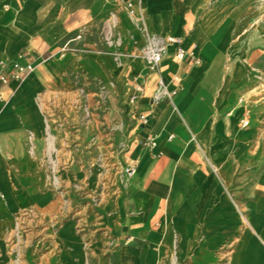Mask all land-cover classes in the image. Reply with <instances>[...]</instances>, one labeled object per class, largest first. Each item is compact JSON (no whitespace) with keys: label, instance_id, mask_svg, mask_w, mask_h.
<instances>
[{"label":"crops","instance_id":"obj_1","mask_svg":"<svg viewBox=\"0 0 264 264\" xmlns=\"http://www.w3.org/2000/svg\"><path fill=\"white\" fill-rule=\"evenodd\" d=\"M243 5L0 0V74L23 52L36 64L21 84L0 81V235L55 199L41 152L48 111L97 81L134 103L137 166L111 223L91 228L93 249L116 264H264V98L240 127L237 93L247 80L233 72L234 55L249 47ZM153 41L166 48L159 72L140 56ZM161 77L177 91L173 102L155 99ZM62 236L65 264H81V239L71 227Z\"/></svg>","mask_w":264,"mask_h":264},{"label":"rangeland","instance_id":"obj_2","mask_svg":"<svg viewBox=\"0 0 264 264\" xmlns=\"http://www.w3.org/2000/svg\"><path fill=\"white\" fill-rule=\"evenodd\" d=\"M235 2L244 4L242 13L250 30L249 47L234 55L233 71L239 80H247L237 93V105L245 109L239 125L247 128L241 120L251 122L254 106L264 98V0ZM111 85L95 81L56 99L50 107L41 152L50 177L48 191L55 199L36 213L21 215L17 228L1 233L3 248L11 257L8 264H65V227H71L85 245L81 264H116L90 244L98 233L91 228L101 226V233L111 223L115 201L130 181L125 169L136 162L134 103Z\"/></svg>","mask_w":264,"mask_h":264},{"label":"built area","instance_id":"obj_3","mask_svg":"<svg viewBox=\"0 0 264 264\" xmlns=\"http://www.w3.org/2000/svg\"><path fill=\"white\" fill-rule=\"evenodd\" d=\"M175 42L174 39H171ZM166 54V48L162 43L158 41L150 42L148 45L144 46L140 51V56L144 59L146 66L149 68L150 71H160L161 65L164 61ZM175 55L177 58L182 59L186 55V51L177 48L175 51ZM27 58V59H26ZM3 67L9 68L8 72H3L0 74V81L3 84H8L12 81L21 84L36 68V64L34 60L29 59L27 53H21L19 58L12 61L10 65L3 63ZM177 79V77L175 78ZM160 93L155 97L156 100L161 99L162 97H168L172 102L175 94L177 93L176 90L170 91L164 79L161 77L158 81ZM141 121L145 123L147 121V116L142 114ZM243 126H249L250 120L249 119H242ZM136 162L130 164L126 169L125 173L126 176L131 179L135 175L136 171Z\"/></svg>","mask_w":264,"mask_h":264},{"label":"bare ground","instance_id":"obj_4","mask_svg":"<svg viewBox=\"0 0 264 264\" xmlns=\"http://www.w3.org/2000/svg\"><path fill=\"white\" fill-rule=\"evenodd\" d=\"M136 180H138V179L136 178Z\"/></svg>","mask_w":264,"mask_h":264}]
</instances>
